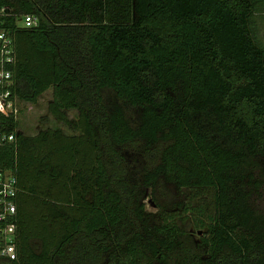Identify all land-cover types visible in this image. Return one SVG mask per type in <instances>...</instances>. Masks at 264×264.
<instances>
[{
    "label": "trees",
    "instance_id": "obj_1",
    "mask_svg": "<svg viewBox=\"0 0 264 264\" xmlns=\"http://www.w3.org/2000/svg\"><path fill=\"white\" fill-rule=\"evenodd\" d=\"M3 4L12 94L49 89L48 112L73 133L23 134L0 111L13 133L0 165L17 185L15 258L0 264H264L251 206L264 183V0Z\"/></svg>",
    "mask_w": 264,
    "mask_h": 264
},
{
    "label": "built area",
    "instance_id": "obj_2",
    "mask_svg": "<svg viewBox=\"0 0 264 264\" xmlns=\"http://www.w3.org/2000/svg\"><path fill=\"white\" fill-rule=\"evenodd\" d=\"M11 7L0 5V16L11 15ZM20 25L30 27L35 23L31 13L19 15ZM14 62L13 41L9 29L0 27V111L16 112V98L11 92L12 74L9 68ZM13 139V133L0 130V146ZM17 191L15 175L6 167L0 165V258H15V224L14 198Z\"/></svg>",
    "mask_w": 264,
    "mask_h": 264
},
{
    "label": "rangeland",
    "instance_id": "obj_3",
    "mask_svg": "<svg viewBox=\"0 0 264 264\" xmlns=\"http://www.w3.org/2000/svg\"><path fill=\"white\" fill-rule=\"evenodd\" d=\"M256 26L259 37L264 39V19L260 16L256 17ZM50 97V90L47 89L42 92L34 102L18 101L15 102L16 112L14 116L17 119V129L23 134L31 135L36 133L39 129L46 127H60L66 133H73L63 123L55 120L52 115L48 112L46 104ZM104 103L110 104L115 102V98L109 91H103ZM116 103V102H115ZM136 109L126 108L125 114L129 117H135ZM77 111L75 109H67V117H74ZM130 159L135 164V168L138 171L139 168V157L137 152H131ZM134 173L135 169L133 170ZM134 175V174H133ZM148 188H144L142 192V201L146 210H154V206L149 199ZM251 206L256 213L264 215V183L260 182V186L256 193L252 195ZM192 231V237L194 240L198 239L199 231L189 227Z\"/></svg>",
    "mask_w": 264,
    "mask_h": 264
}]
</instances>
